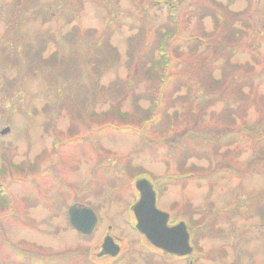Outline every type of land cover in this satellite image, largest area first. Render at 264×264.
<instances>
[{
  "label": "rangeland",
  "instance_id": "rangeland-1",
  "mask_svg": "<svg viewBox=\"0 0 264 264\" xmlns=\"http://www.w3.org/2000/svg\"><path fill=\"white\" fill-rule=\"evenodd\" d=\"M156 1L159 2L0 0V86L7 77L24 79L12 100L0 94V130L9 127L6 134L0 135V167H5L0 185L12 200L11 205L0 206V229L12 242H28L59 252L81 248L88 256H82L85 258L79 264H264V209L259 212L258 202L264 196V161L250 164L259 158L258 146L244 142L240 155L233 146L218 150L228 151L225 158L211 157L212 163L219 160L235 163L242 168L240 177L222 180L214 187H198L183 181L160 188L154 179L164 176L165 162L175 172L183 148L179 143L173 149H157L145 144L133 130L110 127L101 133L105 152L97 154L78 139L66 140L75 132L87 134L90 128H97L112 117L106 110L117 106L114 104L118 99L111 86L128 87L127 81L132 82L129 54L133 60L147 56L157 42V31L168 22L166 4ZM226 3L227 0H186L187 8L179 12L181 35L200 34L222 40L226 24L232 23L237 30L234 41L246 46L244 52L231 59L235 67L230 77L240 74L252 85L244 90L258 99L243 117L245 101L241 102L235 91L230 100L218 99L220 91L200 86L202 71H198V84L191 88L192 95L187 100H183L185 90L175 91L172 96L178 108L182 100L189 106L196 96L191 110L195 111L196 104L209 111L198 119L196 126L201 128L229 125L222 118V112L229 107L237 113V125L257 123L264 111V0ZM213 16L218 17L216 23ZM125 17L127 24L122 22ZM134 23L142 25L141 33ZM109 26L114 27L113 31ZM107 47L116 50L115 61L109 58L113 59L110 53L103 52ZM99 50L105 54L107 63L96 74L86 62ZM33 52H39L43 58L56 55V65L37 66L33 70V61H38L37 55L32 59ZM251 53L258 63L252 60ZM10 56L16 60L9 61ZM145 81V77L138 76L134 95L151 92L150 83ZM88 84L94 85L97 98L91 110L92 86L85 88ZM134 95L120 101L121 111L129 114L139 111L133 102ZM138 105L146 108L148 103L141 100ZM212 112L215 116L211 117ZM181 113L188 115L187 111ZM113 115L118 122V114ZM182 124V119L177 122V126ZM55 136L62 140L59 145H53ZM200 147L213 151L215 144L200 143ZM188 163L208 165L196 158ZM52 164L54 175L42 171L33 184L27 182L36 167L44 170ZM130 167L139 170L133 173ZM141 170L150 175L140 176ZM141 177L155 183L156 205L174 223L183 221L189 229L188 214L195 213L194 218H201L199 222L205 218L201 233L198 232L203 237L197 247L194 245L201 249L195 261L192 258L196 248L191 238L194 251L188 262L154 249L135 230L130 206L138 197L134 183ZM31 192L35 193V199L29 196ZM73 203L88 205L97 214L98 224L90 236L79 235L68 225L66 211ZM13 210L17 218H13ZM106 234L120 247L115 258L98 256ZM1 254L0 247V264H11Z\"/></svg>",
  "mask_w": 264,
  "mask_h": 264
},
{
  "label": "trees",
  "instance_id": "trees-1",
  "mask_svg": "<svg viewBox=\"0 0 264 264\" xmlns=\"http://www.w3.org/2000/svg\"><path fill=\"white\" fill-rule=\"evenodd\" d=\"M158 1L159 2L156 1L155 3L163 1V3L166 4L168 22L157 31V42L153 47V51L147 56L140 55L133 60V57L129 54L130 57L128 60L129 62L132 61V82L127 81L126 85H129L128 87L123 85L111 86L113 93L115 92L117 94L116 99H118L116 104H114L117 106H111L106 110L108 113H112V117L110 120L99 124L97 128H90L87 134L79 135L75 132L68 135L66 140L78 139L82 141L83 144L87 143L93 152L97 154L99 151L105 152L101 143V133L106 127H110L113 129L133 130L145 144H152L157 147V149L165 147L173 149L179 143L183 148L180 149L182 153L180 155V161L176 163V170L175 172H171L169 169L170 163L165 162L166 171L164 176L156 177L154 179L156 183L159 184L158 187L161 188L166 185H176L183 181L191 182L198 187H214L222 180H227L231 177H240L242 171V168L234 165L235 163L233 164L226 160H219V163H212V156H217L219 158H225V156H228L229 153L227 150L218 152L219 149H230L231 147L236 146V152L240 155L243 150V148L242 150L240 149L241 143L249 142L250 145L254 144L255 146H258L259 151V153L256 152L259 158L253 159L250 164L254 165L256 160H259L260 162H262V160L264 161V131H262L264 130V111L260 112V117L257 123L252 125H237L235 124L237 113L229 107L222 112V118L226 123H229V125L219 127L214 125L213 127L201 128L196 126L198 119L205 117L206 113L209 111H206L203 107H198L196 104V112L191 110L190 106L193 108L196 96L193 97L189 106L185 105L186 102L183 100H187V97L192 95L191 88L198 84L197 72L202 71L201 75L203 82L200 83V86L202 87V84H204V87L202 88H212L215 92L220 91L217 98L223 100H230L232 93L235 91L239 95L241 102L245 101V106L242 108L244 109L242 111V116L245 117L247 108L252 105L254 100H257L258 97L254 96L253 93L244 90L247 87L249 88V86L252 87V85L247 83V80H243L240 74L231 77L230 75L232 74V69L235 67L232 65L231 59L239 52H244L246 45L234 41V37L237 35V30L232 23L226 24L227 31L224 34L225 36H222V40L221 38L218 39L214 36H211V39H209L200 34H192L189 36L181 35L179 12L184 11L187 8V6L184 5L186 0ZM236 1L237 0H227L226 5L232 4ZM212 18L214 23H216L218 17L215 18L213 16ZM127 20L128 18L125 17L122 22L127 24ZM134 27L136 30L140 31L142 25L134 23ZM113 28L114 27L109 26L108 29L113 31ZM139 33H141V31ZM103 52L112 55L113 59L109 56L111 61L116 60V50L114 48L107 47ZM103 52L102 50L97 51L93 59L86 62L96 74H99V68L105 66V63H107ZM36 55L38 61H33V70L37 66L43 67L48 64L56 65V55L43 58L39 52L36 54L33 52L32 59L34 56L36 57ZM251 58L254 62H259L254 53H251ZM8 60L12 62L16 60V58L15 56H10ZM138 76L145 77V82L150 83L149 91L151 92H140L139 94L134 95L138 85ZM23 80L22 77L19 79L14 77L9 79L7 77L0 86V94H2L3 97L5 95L12 100L23 86ZM129 82H131V85ZM89 85L91 84H88L85 88ZM91 86V92H89L88 89L86 90V92L92 94L89 105V107H91L90 110L97 100V98H94L96 97L94 85ZM180 90H185L184 97L186 98L182 100V105L178 108L176 98L172 95L175 91ZM170 93L171 95H169ZM129 94L131 96L134 95L133 102L139 110L138 112L135 111L133 114L121 111L120 107V101H124L125 96L127 97ZM141 100L148 103L146 108L139 107L138 103ZM60 108L61 104L58 106V109ZM182 111H187L188 115H182ZM113 113L118 114V122L114 121ZM93 115H96L95 112ZM209 116H215V113L212 112ZM217 118L219 122L222 123L219 114H217ZM181 119L183 120V124L177 126V122L179 123ZM230 124L232 127H230ZM46 129L51 130L47 127ZM259 136L261 137L259 138ZM61 141V138L55 136L53 138V145L55 143L59 145ZM213 142L215 144L213 151H208L207 149H202V147H200V143L212 144ZM194 158L203 161L205 160L208 165L204 167L198 164L188 163L190 159ZM7 159L9 158L6 157V160ZM260 166L263 167L261 164ZM16 168L19 170L20 166H17ZM136 170L139 169L136 167L129 168V171H132L133 173ZM4 171L5 167L1 166L0 176L3 175ZM42 171L48 172L47 174L51 176L55 173L53 164L46 167L44 170H40L36 167L35 172L32 173L33 176H31L27 182L29 181L33 184L35 182L34 178L39 176ZM139 175L148 176L150 173L142 171ZM22 179L26 180L25 177ZM29 196L35 199L34 192H31ZM258 202L260 204V212L261 209H264V196L261 197ZM11 204V197L8 196L7 192L0 185V206H8ZM11 214H14L13 218L18 217L16 210H13ZM194 214H188L186 219L192 244L197 247V243L203 237L202 235H198V232L201 233L200 230L203 223H205V218L202 217L203 219L199 222L201 218H194ZM0 235L1 256L4 261H9L11 264H69L72 262L79 264L85 258L82 256H88L87 251H84L81 248L68 249L59 252L35 244H28V242H12L3 235L1 229ZM195 250L193 258L189 256L184 259L190 262L191 258L195 261L200 257L201 249L196 248ZM202 257H205V255L203 254Z\"/></svg>",
  "mask_w": 264,
  "mask_h": 264
},
{
  "label": "water",
  "instance_id": "water-1",
  "mask_svg": "<svg viewBox=\"0 0 264 264\" xmlns=\"http://www.w3.org/2000/svg\"><path fill=\"white\" fill-rule=\"evenodd\" d=\"M9 131V127L0 130V135ZM138 197L130 206L134 217V228L144 236L154 248L165 254L186 257L192 254L190 234L183 221L169 224L170 216L156 205V193L153 184L145 177L134 183ZM67 221L69 226L79 235L90 236L98 224V216L88 205L73 203L68 206ZM110 229V227L108 228ZM120 247L109 234L102 240L98 256L116 257Z\"/></svg>",
  "mask_w": 264,
  "mask_h": 264
},
{
  "label": "flooded vegetation",
  "instance_id": "flooded-vegetation-1",
  "mask_svg": "<svg viewBox=\"0 0 264 264\" xmlns=\"http://www.w3.org/2000/svg\"><path fill=\"white\" fill-rule=\"evenodd\" d=\"M152 184H153V188H154V190H155V193H156V201H157V191H156V189H155V183L152 181L151 182ZM157 203V202H156ZM171 218V217H170ZM171 221V220H170ZM171 224H173L174 222H170Z\"/></svg>",
  "mask_w": 264,
  "mask_h": 264
}]
</instances>
